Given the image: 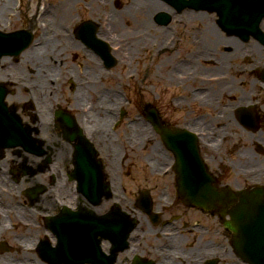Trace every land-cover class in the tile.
Instances as JSON below:
<instances>
[{
  "label": "bare ground",
  "instance_id": "1",
  "mask_svg": "<svg viewBox=\"0 0 264 264\" xmlns=\"http://www.w3.org/2000/svg\"><path fill=\"white\" fill-rule=\"evenodd\" d=\"M27 2L29 0H26ZM24 0H0V13L3 16H12L11 11H12V7L13 9L17 6L18 3L16 2H26ZM32 2V1H31ZM111 2L114 3V5H118L121 8V11L119 13H117V15L114 14V16L111 18L110 20V33L107 35V33H104L107 36H110L111 39L116 40L117 36H122V37H134L132 39H134V41L129 42L128 46L126 47V51L124 53L125 56V65L128 68H134L136 66H139L141 64V56L142 53H146L147 55H165L167 53H170V51L168 52H163L160 50V46H161V42H163V38L162 36L165 34L164 30L168 31V34H170L173 30H176L172 24L167 26V27H162V25L160 24V22L158 21V24L156 22V17L159 14H166V15H172V11L170 6L165 4L163 0H130L128 2V0H111ZM90 3L92 5H97L98 7H102L101 9H108V2L107 0H90ZM37 6V5H36ZM34 7V5H32L31 7H29V10H31ZM79 6H77V1L76 0H60L59 1V7L57 10H52L51 14L49 15L50 20H51V24L52 26L61 29L64 25L68 24V25H72L74 24L75 20L78 19V21L80 20V18L82 16L77 15V17H75V10L78 8ZM97 8H95L96 11ZM11 10V11H10ZM19 10H22L21 8ZM193 10H187L182 12V15H185L186 17H191L193 16ZM34 13V12H33ZM0 14V15H1ZM59 14H62V17L57 18V16ZM37 13L34 15L36 16ZM206 15V13H202L199 14V16H197L199 19H204V16ZM248 15L251 16V12H248ZM19 16V15H18ZM196 18V17H194ZM1 20V19H0ZM78 23V22H77ZM188 23H192V22H188ZM185 26V24L183 25ZM35 27V21H32L30 23L29 29L31 30V32H33ZM184 28V27H183ZM185 29V28H184ZM204 33L207 35V37L204 39L203 43L204 45L206 44V46L208 48H214V50H217L218 48H220V46L222 45H226L230 48H228V50L230 51V53L228 54H223V53H217V56L219 57V61L217 59V61L219 63L224 62V64L220 65L218 64V68L220 69L221 67L226 66L229 62H228V58L232 57L235 60L238 59L239 56V49L244 48L245 45L249 46L248 49H252L255 52V56L254 59H259L261 61H264V54H263V47L260 46L259 44L255 43V42H242L238 39V36H233V35H228V34H224L223 36L220 34L218 35L219 37L217 38V41H222L220 43L216 42V36H217V32L214 30V28L211 25H207L204 23ZM112 32V33H111ZM145 32V36L141 39H137V35L140 33ZM103 34V32H101ZM114 33V34H113ZM190 33V32H189ZM191 34V33H190ZM104 35V36H105ZM198 38V37H197ZM195 38V39H197ZM184 42V40H181V37H179V39L174 43L175 46L181 47V44ZM189 42V41H188ZM194 43V42H193ZM195 44V43H194ZM191 44V45H194ZM220 44V46H219ZM194 52H196V49L198 47H193V46H189ZM82 49L83 48V43L80 41H76L75 39H66V38H62L59 40H53L51 35L47 36L46 42L43 44V46H41L38 50L35 51H31L28 50L26 52H24L22 54V67L25 70L29 71V75L23 74L22 72L19 71V74H13V78L15 79H19L20 77H25L26 80H29L31 82H33V84L36 86V95H37V101H38V109L43 110V116L40 117L42 120L38 119L37 120V126L39 127V129L43 133L44 135H49L48 134V130L44 125V119L47 118L48 114H49V106L51 107L54 103V99L56 98L57 94L61 91L60 89H56L54 88L51 83L49 82L48 79V74L49 72H51V69L56 66H60L61 63L63 65V63H65L66 66H68L69 64H71L70 62V57L67 55V53L74 51L75 49ZM263 48V49H262ZM247 49V48H245ZM201 50V49H200ZM199 49L197 51H200ZM208 50V49H207ZM85 51V49L83 48L82 53ZM209 52V51H208ZM208 52H204L202 54V57L207 58V53ZM215 52L216 51H213ZM181 55V54H178ZM89 58L87 60L89 66L85 69V74L81 75L79 78V83H80V87L79 90L76 94H72L71 96L67 95L64 97V101L67 102L68 106L74 107V104H77L79 102H83L87 105L90 104V113L88 114V116H85V123L86 126L88 128H98V132H96V138L94 139L96 142L100 143V150L103 152V157L105 155V159H106V166L110 167L115 165L116 167V163L118 161H120V157L118 156V146L116 148V143L114 141V139L116 138V141H120V143L122 144L124 142L125 137H118L117 134H111L109 133L107 130H105V125H101L102 123H106L107 119H111L115 117V114L113 112L114 107H118L117 104L115 105V101L119 100V94H118V89L122 88L126 85V79H124V76H121L124 71L123 69H121L119 71L120 75L118 77V82H119V87H108L107 88L105 86H100L98 83H96L95 80V71H100L103 70L102 66H101V61H100V57L94 53V52H90ZM208 58H214V57H208ZM16 59V58H15ZM120 59V58H117ZM176 59V58H175ZM19 60V59H16ZM13 61V60H12ZM139 63V65H138ZM172 63V64H170ZM164 65H166L167 67L176 65V68L173 66L170 68V72L169 77L167 75V73H165L164 71L161 73V77L165 78V80L167 79V81H165L168 84L171 85H175L180 83L182 84V82H177L173 79V75H174V71L176 70L177 73L180 71V69H182L181 71H184L185 69H187V72L189 71H200L202 73H207L208 71H211L209 67L203 66L202 64L198 63V58H196L194 56V54L191 51H188V54L185 58H180L179 61H172L171 58L167 59V62H164ZM254 67V66H253ZM44 69H47L46 72H44ZM147 70L149 71V73L151 72L149 70V66L147 67ZM252 71L254 72V74L257 73L258 69L253 68ZM251 71V72H252ZM18 72V70L16 71ZM250 72V73H251ZM44 73L46 74L44 76ZM134 73V72H133ZM230 73V72H229ZM237 73V76H235L233 79H231L230 81H226L223 83H217L216 85L219 86L218 89L213 87V89H210L209 91H207L206 87H199L198 91L196 92V98L197 99H202L203 96L205 94H207V98L205 100H201L199 102V104L201 106H203V108H213L215 109V111L218 113V115H213V118L210 119L209 121V116L208 114H206L202 120L200 121V124L202 123H210L211 122H216V125L221 126L223 121L228 122V118L229 116H227L225 119H222V117L220 116V114H222V111L219 110L217 108V105H215V101L218 100V98L221 96L219 95V97L217 98L216 96V91H218L217 94H225L228 95L229 93L233 95V93H236L239 91V89H237L236 87V82H234L235 80H241L242 84H245V82L243 81V78L241 76V71ZM245 73V72H244ZM248 73V75L250 74ZM23 74V75H22ZM179 74V73H178ZM246 74V73H245ZM225 75V74H224ZM173 76V77H172ZM214 76V75H212ZM57 77V75L55 76ZM147 77V76H146ZM11 74L7 73L5 71H0V80H3L6 82L7 88L10 89V86H12V84L10 85V81L11 80ZM98 79V77H97ZM137 79V78H136ZM121 80V81H120ZM258 80V79H256ZM189 84L190 83H197L198 79L196 78L195 75L191 76L189 78L188 81ZM103 87V88H102ZM164 87H167L166 85ZM241 87V86H240ZM245 87V86H244ZM102 88V89H101ZM168 88V87H167ZM217 89V90H216ZM96 90H102L101 91V101L98 104L92 103V98H91V93H95ZM245 91V90H244ZM57 92L56 96H54V94ZM177 93V92H176ZM189 93H187L186 95H184L183 93H177V97H176V103H178L180 106H188L191 102H193L192 99H190L189 97ZM171 97V96H170ZM169 97V98H170ZM245 97V95H244ZM156 100V99H154ZM120 101V100H119ZM154 102V101H153ZM154 105H156V102L153 103ZM63 107H66V104L62 105ZM151 109L149 112L148 116L149 118H151V120L155 123V122H159L157 121V118L160 117V113L159 110L154 108L153 105H150ZM62 107V108H63ZM61 108V106L59 107ZM68 109V108H67ZM245 111H243L244 113ZM81 116V115H79ZM232 117V116H231ZM238 122V121H237ZM236 121H233L231 126H236ZM142 124V127H141ZM136 123L135 125H133V129L130 133L127 134V139L128 141H131L133 145H135V149H144L147 148V146L149 144H144L143 146H137L140 145L138 144V137L141 139L140 136H142L144 133H146L145 130H148V125L145 123ZM91 129V130H92ZM161 134L162 136V145H164L165 149L167 150L168 148L173 151V156L174 159H179V160H184L185 158L188 159L190 157V153H186V150L181 149L180 154H176V151L174 149L176 144H172L171 140L174 141L177 139L178 136H183L182 131H174V130H168V129H163L161 131L158 132V134ZM240 133V132H239ZM157 133H154V135H156ZM152 138V142L150 141V144H153V153H154V158L152 159V162L150 163L151 166H156L157 163L160 162H165L167 161V159L171 158V156L168 154V152L164 151L165 153L163 154V152H161V154H159L158 152H156V149L158 148L157 143H156V139L152 134H150ZM169 137H171V140L169 139ZM253 137H257L256 139L259 140L261 136H256L254 135ZM46 139H48L49 141H56V139L54 137H44ZM98 138V139H97ZM118 138V139H117ZM81 139L77 140V142H79ZM82 143L83 145L86 144L85 140L82 139ZM168 148H167V147ZM181 148V147H179ZM253 151H247L245 153H243V156H249V158H251V160H253L256 156L254 154V152H257V148L258 147H252ZM91 149V147L89 148ZM259 149V148H258ZM158 150V149H157ZM137 153H139V151L136 150ZM107 153L111 154L114 153L115 156L113 157V160L109 159L107 156ZM55 154H57L56 156V161L52 166V170L50 171V173L55 174L56 177H60L61 173H62V163L66 164V160L68 158V156L70 155V151L68 147H63L56 151ZM168 156H167V155ZM188 157V158H187ZM63 159V161H62ZM89 160L91 162V164L94 167H97L99 165V161L97 160V158L95 157H89ZM257 159L253 160L252 162H256ZM181 162V161H180ZM110 165V166H109ZM149 165V167H150ZM240 164L236 163L234 164V167L236 168V170H240ZM125 165L122 166V168H124ZM182 167V168H181ZM38 168V165L31 162L29 164V170L30 171H34ZM132 171L134 172V168L136 169V175L143 181L146 180V165H142L140 163H136L134 165L131 166ZM182 169L183 166L181 164L178 165L177 169H176V173L178 174V179L180 180V184L178 185L179 187V194L181 197L185 198V195L187 197H189V199L193 202L190 203V205H198V206H202L205 203L203 201H201L200 198L197 197H192V196H188V189L186 187H184L185 185V181L183 180L184 178L182 177ZM129 174V169L128 172ZM118 174H120L118 172ZM46 176H48V174H46ZM23 182V181H22ZM26 183V182H25ZM25 185V184H24ZM69 192L73 191L72 189L68 188ZM201 191L203 192V197L206 203H208L209 205H213V206H217L221 205L223 207H225L226 209H229V207L231 206V203L229 202L230 199L234 198L236 200L237 203H239L240 201L243 203V206L239 207V211H241L240 209L242 207H248V211L255 213L258 211V213L260 214V209L261 207L264 205V189L263 188H256L255 190H248L247 192L244 193V196H238L235 194H232L230 192H228L229 190L226 189L225 187H217L215 184V181L213 179L206 181V183L202 186ZM126 193H127V189H126ZM263 196H262V194ZM48 195V194H47ZM47 197V198H46ZM44 197L42 200H40L38 203H36L37 206L45 208L46 210H52V207L54 208L55 206L52 204V199L49 196ZM247 197V198H246ZM259 198V199H258ZM222 199V200H221ZM260 200V201H259ZM259 201V202H258ZM240 202V203H241ZM83 203V202H82ZM87 203V202H85ZM83 205V204H82ZM87 209H91V207H87ZM86 211H90V210H86ZM100 212V211H98ZM3 213V214H2ZM243 214V211L241 212ZM0 217L2 218L0 220V227H2V224L4 222V220L6 219V217L8 216V214L5 212L4 208H0ZM243 216V215H242ZM97 219H101L102 216H96ZM107 218H117L114 215H109ZM124 217L122 216L121 219H123ZM148 219L150 220L151 223H154V221L156 220V218L154 216L152 217H148ZM246 220H248L249 222H252L253 220V215L251 217L250 214L246 215ZM122 222L127 223L126 220L124 219ZM140 222H143V219H140ZM239 222V219H238ZM128 224V223H127ZM232 229L235 230L236 228L234 226H232ZM1 237V236H0ZM29 237V236H28ZM174 242L177 246V248L180 247V245H183V243L185 242L184 239L182 238H173ZM171 239V240H173ZM202 251L199 250V248H194L193 250H190L188 252L189 257L186 259H189L190 264L197 263L198 260L200 259V257L202 256ZM127 253H129V251L127 250V252H124L123 255H127ZM182 254V253H180ZM184 255V254H182ZM29 258V255L24 254L23 255V262H20L17 260L16 256L14 255H10V254H3L0 255V264H27L26 260Z\"/></svg>",
  "mask_w": 264,
  "mask_h": 264
},
{
  "label": "rangeland",
  "instance_id": "2",
  "mask_svg": "<svg viewBox=\"0 0 264 264\" xmlns=\"http://www.w3.org/2000/svg\"><path fill=\"white\" fill-rule=\"evenodd\" d=\"M51 1L53 3H56L55 1H58V0H51ZM37 2H38V0H32V2L30 3V6L34 5L33 10H35ZM88 2H89V4L87 3V5H88L87 8L88 9H90V8L92 9L91 6H96V5H92L90 3V1H88ZM128 2H129V0H128ZM88 9H86V11H88ZM97 9H98V11H95V12L90 13L88 15V14H86L87 12L85 13V11L81 7H78L75 10V17H77V15L78 16H82V17L84 16L85 19L87 17H96V22L99 24L100 23V18H101V16H103L104 9H101V8H98V7H97ZM111 11H113V13H114V11L117 13L118 11H121V8L117 9V8H115V6H113L111 8ZM31 12H33V11L30 10V13ZM18 13H16V11L13 10V9L11 11L12 16H8L7 17V16H3L0 13L1 14L0 17H2L1 20H0V26L4 27L8 31H17L19 29H22L23 27L27 28V25H25L23 23V18L18 16L19 15ZM199 14H202V13L193 12V16L189 17V19H188V17H185V18H187L186 22L190 21V22L193 23V25L186 24V28L187 29L183 28L184 24L180 25V26H177L178 28H181V29L178 30V32L179 31L184 32L181 35V40H184V42L180 43L181 47H178V46L174 45L175 50H173L170 53H167L165 55H157L156 56V55H153V54L152 55H147L146 53H142L141 64L139 65V63H138L139 66H136V67H134L132 69L131 68L121 67V63L120 62L117 64V67H116L117 71H118V69H120V67L123 68L124 73L121 76H124V79H127L129 77V88L127 89V85H126V86H124L122 88H119L118 91H117L118 94H119L118 95L119 96V100L121 99L120 103L122 101H124V100H122V94H126V93L129 94V101H131V105H129V110H127V115L129 114V117L131 116V117H133L135 119L136 116L138 114H140L139 111L144 110V109H142V107H140V101H139L140 100V96H142L149 103H151L152 101L156 102V104H157L156 107L157 108L159 107L161 109V111H162L163 117L165 119L164 122L166 121L168 124L173 125V127H179L180 128V126H182L186 121H191L192 117H194L195 115H199L200 113L209 114V113H213L214 112L212 115L209 116V121H210V119L213 118V115H215L217 113L215 111V109H213V108H211V109L210 108H205V110H204V109H202V107L200 108V106H198L199 104H197L195 102L194 103H190L188 106H182L180 109H176V108L170 106L169 105V102L171 101L170 99L172 97H174L175 94L183 93L184 95H186L187 93L190 92V90L192 89L191 88L192 86L199 87L200 84L198 82L197 83H190V84L188 82H182V84L178 83L175 86V85H171V84L166 83L165 81H167V79L165 80V78L161 77V73L163 71L165 73H167V75L169 77L168 73L170 72V68L173 67V66L176 68V65H173V66H170V67H167L166 65H164V62H167L168 58H171L173 62L176 61V60L179 61L180 58H185L187 56L188 51H191L192 53H195V55H198L201 50H206V52L209 51L207 53L208 57H210V56L211 57H216L218 52L224 53V51H225L227 54L230 53L228 50H224V49H221L219 51V49L221 48L220 44H219L220 48H218L217 50H214V48H208L204 44L201 47L200 45H196V44L193 43V37H192L193 34L192 33H194V32L197 33V37L202 38V43H203L204 39L207 37V35L204 33L205 29H203L204 28V23L206 24V26L207 25H211L214 28V30L218 33L217 36H216V42L217 43L222 42V41H219V42L217 41V38L219 37L218 35H220V32L217 29V27L215 25H213V23L215 21L214 20L212 21V19H211L212 17L210 16V18H208L207 17L208 15H205V16L203 15L204 19L202 20V19H199L197 17V16H199ZM94 15H96V16H94ZM194 17H196V18H194ZM66 31L67 30H65L64 32L66 33ZM33 32H34L33 36H35V34L37 36V34L39 32V26H38L37 23L35 25V29H34ZM191 44H194V45H191ZM189 46L198 47V48L196 49V52H194ZM245 48H247V49H245ZM198 49L199 50L201 49V50L197 51ZM212 50L213 51H218V52L215 54V53L212 52ZM250 50H252V49H248V47L245 45L244 48L239 49L238 53L240 54V53H242L244 51V52H246V54L251 55L252 52H250ZM75 54H76V56L74 57V61L77 60L78 65L74 66V65L71 64V66H70V64H69L68 68H66L65 65H61L60 67L53 68L51 70V72H50V74H51L50 75L51 83H52L53 86H56V87H57V85H55L53 83V82H55V76L57 75V73L64 74V80L61 83L62 85L60 84L61 87H63V89H62L63 92L64 91L67 92L69 90V88L71 87V83H70L69 79H70V76H71V71H73L74 67H75L76 71H78V67H79L80 64L85 65V62H84L85 60L82 59L80 54H78L77 52H75ZM178 54H181V55H178ZM251 57L252 56H250V60H245V62H244L243 58L240 57V56L238 57L237 60H235L232 57L228 58V62H229L228 64H230L229 71L232 72V75L234 77L237 76L236 71L238 73L241 71V76H242L243 81L245 82V84H242L241 80H235L234 82H236V87H237V89H239L238 92L233 93V95L232 94L231 95H225V94L223 95V94H220V93L217 94L218 91H216L217 92L216 96L218 98L219 95H221L218 98V100L222 101V102H224V101L228 102L231 107H234V106H237V105H240V104L255 105L257 107V111H260L259 113H260V115H261V117L263 119L262 121H264V87H263V85H262V87L260 86V84L262 82L261 83L257 82V80H256L257 77H255L254 72L252 71L250 73V71L253 69V66H258V64H256V65L254 64L253 57L252 58ZM203 60L204 59L200 57V60L198 59V63H200ZM170 64H172V63H170ZM200 64H202V63H200ZM222 64H224V62ZM224 65H223V67H221V69H218V67H217L218 65L208 66V67H211V69H210L211 71H208L206 74H211V75L221 74V72H225V70H227V69H225ZM148 66H149V70L151 71L150 73L147 70ZM1 70H2V66H1ZM107 70H111V69H107ZM114 70H116V69H114ZM181 70L182 69H180V71L178 73H182L184 75L187 73V69H185L184 71H181ZM111 72H112L111 75H115L113 70H111ZM133 72L136 74V78L137 79H131L130 78L129 75L133 74ZM96 73H98V71ZM248 73H250V74L248 75ZM119 75H120V73L118 72V75H117L116 78H114V76H110V78L108 79L105 87L107 88V86H108V87H111V88L112 87H117L118 88L119 87V82H118ZM165 85L168 88L164 87ZM13 89H14V92L9 93V96H15L16 94L17 95L20 94L19 92L21 90L18 87H13ZM99 91L96 90L95 93H91V98L93 99L94 95H96V93H99ZM65 92L62 93L60 91L57 94L56 98L54 99V103L55 104H61L60 105L61 107H63L62 106L63 104L67 105V102L64 101V97L67 96V94ZM244 95H245V97H244ZM23 96H24V98L21 99V100H19L18 98L14 99V100L13 99H8L7 102L10 104V106H14L15 105L16 110L19 112V114L35 130L36 127H34V123L32 122V120H36V119H34L35 116H34V114H33V116H31L29 109H27L25 107V104L27 103L28 98L26 97V95L24 93H23ZM69 96H71L70 92H69ZM154 99H156V100H154ZM119 100H116L115 103H118ZM241 102H244V103H241ZM215 105H216V103H215ZM53 106L51 107V112H52V109H54V107H55V106L54 107ZM226 106H228V105H223L222 107H226ZM82 107H90V104L87 105L85 103H80L79 102L77 104H74V107H73L74 113L70 110L72 115L75 117L77 124H79L80 126H81V123H79L80 120H79L78 114H80V110H81ZM217 108L220 110V108L218 106H217ZM55 110H57V109L55 108ZM76 110H78V114H77ZM228 116H229L228 122H226L227 126H225L226 128L223 129L224 131L225 130H228V131H226V132L220 131V129H218V126H214L213 127V125H216L215 124L216 122H211V124L207 127L208 129H209V127L211 129L213 128L210 136L211 137H217L215 135H219L220 137H225L226 140L229 141V142L225 143V145H226L225 148L222 146L225 150L227 149V147L231 148L233 143H236V141L238 139L240 140L239 141V147L240 146L241 147H240V149L238 148L236 150V152L233 153V155H231V153L228 154L229 160L227 161V164L225 163V161L222 162L221 157L220 158L215 157V165L216 166L214 167V165H213V167L215 168V171H214L215 175L217 176V173H218V171L216 169L219 170V166L223 165V166H225V171H227V173L224 171L226 176L223 178L222 182L231 184L235 189H236L237 185H235L234 183H240L239 185L242 187V186L246 185L245 183H247V184H257V181L263 182V180H257V179L252 180V181H248V180L244 181V178L242 177V172L244 171L245 168H254V167H260V166L264 165V156L259 154L260 155L259 158L261 159L260 162L253 163V162H248L247 161L244 164V166H242V162L243 161H240L241 157L238 156V155L242 154V152L240 154H238L237 152H238V150L239 151L247 150L246 146L251 144L250 139L248 137H253L254 135H256V136L259 135L261 137H264V126H263L264 124L261 123L262 127H260L255 132H253V130L247 129L246 127L241 125L240 122L236 123V126L235 125L231 126L233 121L237 120V116L236 115H231L230 113H229ZM48 119L49 118H47L46 121H48ZM111 121H112V119H107L106 123L105 124L102 123L101 125H105V127L108 128V125L110 124ZM90 129L91 128H89V130ZM119 130H123L124 131V128L119 127L118 131ZM118 131H117V134H118ZM120 134H121V132L119 131V135ZM33 135L35 137H41L42 139H44V141L46 143L45 145L48 147L47 151L52 156V159H51L50 163L55 162V156H56L55 152L60 150L62 148V146L63 147H68V148L70 147L69 148L70 155H69L67 160L69 161L68 162L69 168H71L70 167V166H72V163H71L72 162V159H71L72 155H71V153L73 152L74 148L68 141L65 140L64 136L61 135V133H59L58 131L55 130L54 127H52V130L50 131L49 135H50V137H54L56 139V141H52L53 143L51 144V146L47 145L46 141H49V140L43 137V134L40 132V130L37 131V134H33ZM143 136H144V134L142 136H140V137H143ZM154 137H156L155 139H156L157 142H160L161 136L154 135ZM137 139L140 140L139 137ZM141 139H143V138H141ZM114 141L116 143V148H117V145H119L118 146V156L119 157H125L124 158V160H125L124 163H126V164H125V167H124V172L127 173L128 169H129V174L128 175L118 171L120 174L117 175V177H116L117 179H116V182H115L117 185H119L118 188L122 191V187L120 185H121V183L123 181H127V182H125V186H127L129 188V195L131 197L128 196V202L126 204V207L122 206L121 209L129 215V207H130L129 197L130 198L136 197V196H138V194L141 191H145V190H151V191L153 190L154 191V189L161 182L157 181V182H154L155 184L152 183L153 181H155L152 178V177L155 178V174L152 171L146 173V180L143 181L136 175V169L134 168V172H133L132 168H131V166L136 164V163H140L142 165H145V163H147V162H149L151 160V158L153 156H150V155L146 154V153H151V150H153L152 149L153 147H151L150 144H149V147L147 146L148 147L147 149L144 148L142 150L141 148L140 149H132L130 147V143L127 144V145L126 144H121L120 141H118V140L116 141V138L114 139ZM94 145H95L96 149L99 151V148H98V146H97L95 141H94ZM137 146H139V145H137ZM136 150L139 151V153H137ZM99 154H100V152H99ZM124 154H126V155L129 154V161L126 159V155H124ZM143 154H145V158H143ZM8 155L9 156H7V158H9L11 156V154L9 152H8ZM153 155H154V153H153ZM101 159H102V162H103V165H104V168H105L104 172L111 173L108 170V167L105 165L104 159L103 158H101ZM3 161H5L9 165L8 159H4ZM236 162H238V163L240 162V165H239L240 169L242 167H244L240 174L238 173V171H236L235 169H232V167H231L232 163L235 164ZM213 163H214V161H213ZM50 166H52V165H49V170H50ZM120 166L121 165L118 164L117 168L120 169ZM49 170H46L45 173H39L38 175H36L34 177H31L29 175L25 176V177H28V180H31V182H33L32 179H38V180H36V183L32 184V185H42V186L46 187V191L40 196V200H42L46 196L50 197V191L58 190V188H57V186H58L57 180L58 179H55V180L52 179V181H51V176H48L47 178H43V176H45L49 172ZM148 170H150V169H148ZM67 171L64 169V176L65 177H67V173H68ZM68 182H69V180H68ZM152 185H153V187L151 188ZM27 186H25V187H27ZM71 187L73 188V186H71ZM73 199H76V195H72L71 194V196H70L69 194H65L63 196V199L61 198L60 200H57V202L60 205H62V206H65V205L71 206L70 203H71V201ZM21 201H23V200H21ZM109 201H104L105 207H104L102 212L105 211V213H107L108 210H109V207H112L113 203L115 204V202H112L113 200H111V202H109ZM114 201H115V199H114ZM53 202L54 201L52 199V203ZM27 204L31 205L28 201H27ZM59 204L56 205V206L58 208H61V206ZM42 210L43 211H47V210H44L43 208L36 209V211L34 210L35 216H33L34 220H36L40 224L42 223V220L38 216L37 212L38 211H42ZM55 210H56V208H52V210L50 212H48V213L55 214ZM98 210L99 209L97 207H96V209H94L95 212H97ZM178 212L179 211H175V213H173V214L178 215ZM56 213H57V211H56ZM29 215H32V214H29ZM196 218H200V215H193L192 217L187 218L186 221H190L191 219H196ZM12 219H13V222H15L16 226H17V224H18L17 219H15L13 216H12ZM199 220H203L204 222L209 223V225H211V226H213V223H215L217 225L216 219H214V218L211 219V217L207 216V215H204ZM36 225H37V223H36ZM3 226H9V221L3 222ZM15 229L13 231H15ZM146 230L148 231V229H146ZM28 231H30V230L27 229V228L25 229L22 225L20 226L19 224H18V228L16 229V231L14 233H9L8 230H5V233H4V236H3V239L5 240L4 242L7 244V246L11 247V250L6 251V252H8L10 254H14L15 253V254H18V256H22V254H20V252H18V250H17V249H19L20 251L23 252V249H20V247H19L20 244H22L24 246H26V245L32 246L36 241H38L39 239H44V237L46 236V234L44 232H42L41 229L33 228L32 229L33 232H31V233H28ZM27 233L30 234L29 238H24V237L27 236ZM149 244L151 245V246H149V250H151L153 252L154 251V249H153L154 246H152V243H150V242H149ZM214 244H215V246L217 244L216 248H219L218 239L215 238ZM201 246H204V245H201ZM210 248H212V247H210ZM109 251H110V243H109ZM128 258H129V256H128ZM117 262L119 264H128V259H127L126 256H122V254H121V255H119V258L117 259ZM43 264H45V263H43Z\"/></svg>",
  "mask_w": 264,
  "mask_h": 264
},
{
  "label": "flooded vegetation",
  "instance_id": "3",
  "mask_svg": "<svg viewBox=\"0 0 264 264\" xmlns=\"http://www.w3.org/2000/svg\"><path fill=\"white\" fill-rule=\"evenodd\" d=\"M105 33H107V35L109 34L108 32H105ZM103 35H105L104 32H103ZM107 35H105L104 37L109 42L112 56H114L116 58H119V53L114 50V47H115L116 43L114 42L113 39L110 38V36H107ZM17 70L18 69L15 70V73L14 74H19V71L16 72ZM100 71H98V73H96L97 71H95V75L99 74ZM7 73H9V72H7ZM197 74H198V72L195 73V75H197ZM13 79H15V78H13ZM1 82H3V80H0V83ZM259 120H260V125L262 127V124L261 123L264 122V121H262L263 119H262L260 113H259ZM32 122L34 123V127H36L35 133H37V131L39 130V127L37 126V121L32 120ZM45 127H46V125H45ZM47 130H48V128H47ZM40 132H41V130H40ZM43 133H45V132H43ZM256 138L257 137H250V141L252 143V147H255L256 146V147L259 148V145L264 144V137H260L259 140H257ZM214 140H221L222 143H223L224 148L226 146L225 143L226 142H229V141L226 140L225 137H199V140H198V142L200 144V153H201V156L205 159V162L207 163V168L211 172H213V173H215L214 172L215 171V168L214 167L216 166L213 163V161L215 162V157H217V158H220L221 157L222 162L225 161L226 164H227V161L229 160L228 154L232 152V149H230L229 147H227L226 150L224 149V151L222 152V154L219 153V152H217V151H215L214 148H213V142H214ZM156 143H157V146H158L157 152L159 154H161V152H163V154H164L167 150L165 149L164 145H162V141L161 140H160V142H157L156 141ZM97 146L99 147L100 146V143L97 142ZM232 146L235 147L237 145H234V143H233ZM160 148H162V149H160ZM258 148H257V152L256 151L254 152V154H255L256 157L253 159V160H255V159H257V160H256V162H253V163H258V162L261 161V159L259 158L260 157L259 154H261V155L264 156V150L261 152V150L258 149ZM252 151H253V148H252ZM152 152H153V150H151V153H146L147 155L153 156L151 158V160L149 161L150 163L152 162V159L154 158V155H153ZM245 152L246 151H244L243 153H245ZM237 153L240 154L241 152L238 150ZM169 155L171 156L170 159L168 158L167 161H165V162L157 163L156 166H151L149 162L145 163V165H146V168H145L146 169V172H151L152 171L154 174L161 175V176L155 177V178L152 177L153 180H155L152 183L157 182V181H160L161 182L154 189V191H149L151 193V195H152L153 205L154 206H159V207H163L165 205H170L172 207L171 209L174 212L175 211L182 212L184 214V216L187 217V218L192 217L193 215H200V218H202L204 215H207V216H210L211 219H213V216H211L209 214H202L200 212L195 211L194 209L184 208L182 206L181 202H180L181 200L178 197L175 196L174 191H175V189L177 187L176 172L175 171H176L177 168H172L171 162H172L173 159H172V155L171 154H169ZM107 156H108L109 159L113 160V157H112L113 155L107 153ZM144 158H145V155H144ZM36 160L37 159H34V161H36ZM253 160H251V158H249V156L248 157H245L243 159V162L244 163L242 162V166H244V164L247 161L248 162H252ZM55 161H56V157H55ZM54 163L55 162H52V165ZM239 164H240V162H239ZM149 165H150V167H149ZM213 165H214V167H213ZM231 167H232V169H235L233 163H232V166ZM243 168L244 167H242L240 170H236V169L235 170L238 171V173L240 174L242 172V169ZM108 169L109 170H112V169L114 170L115 169V166L114 165L113 166H110V167H108ZM148 169H150V170H148ZM216 170L218 171L217 177H218L219 182L220 183H223L222 181H223V178L226 176L225 172L227 173V171H225V168H219V170L218 169H216ZM249 170L258 171V173H257L258 176H257V178H251L250 177V178H248V181H252V180H255V179L263 180L264 181V165H262L260 167H254V168H245L242 173H244L245 171H249ZM55 179H58L57 180V184L60 187H62V188L63 187H67V186H63V184L65 182L61 181V179H62L61 176L59 178L58 177L54 178V180ZM234 184L237 185V186H240L239 185L240 183H234ZM245 184L246 185H250V184H247V183H245ZM153 185L151 186V188L153 187ZM139 202H140V199L138 197H135L133 199V201H132V204L135 205V206H137L139 204ZM135 210H136L135 208H132V211H135ZM197 219H199V218L191 219L189 222L192 223V222L196 221ZM201 222H203V221L201 220ZM199 225H200L199 226V230L202 231V232H207V233L208 232H211V233H214L215 232L216 234H218V233L221 232V229L219 228V225L218 224L216 225L215 223H213V226L209 225V223H207V222H204L203 224L202 223H199ZM226 237H227L226 236V233L225 234L223 233L222 239H221L222 240V243H221V248L220 249L223 251L224 257L226 259H228L230 257V255H231V252L227 249L226 243H224V239H226ZM129 239H131L129 242L132 243V244H133V242L139 241V238L133 239L132 235L130 236ZM206 244H210V246L212 247V245H213V239L211 238V239L208 240V242L206 241ZM169 250H171V249H169ZM142 251L143 252H146L147 250H142ZM161 263L162 264H178L175 260H173L171 258H165V259L162 260ZM225 264H241V263L240 262L233 261V262H225Z\"/></svg>",
  "mask_w": 264,
  "mask_h": 264
},
{
  "label": "water",
  "instance_id": "4",
  "mask_svg": "<svg viewBox=\"0 0 264 264\" xmlns=\"http://www.w3.org/2000/svg\"><path fill=\"white\" fill-rule=\"evenodd\" d=\"M202 3H207L206 1L208 0H201ZM228 2V4L231 6V8H237L239 9L240 6H247L248 8L242 12L243 15H245L244 21L245 22H252V18L249 17L248 12H251V16L254 14V10L257 9L258 7H263L264 6V0H226ZM251 9V10H250ZM233 12V10H229L228 12V16L230 18H232L231 13ZM258 231L261 230V226H260V221L258 220ZM262 233V232H261ZM262 260L264 261V254L262 255Z\"/></svg>",
  "mask_w": 264,
  "mask_h": 264
}]
</instances>
